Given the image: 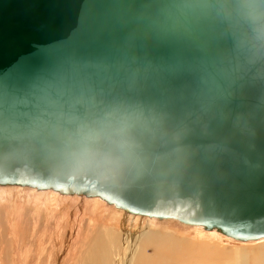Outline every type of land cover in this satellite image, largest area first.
I'll list each match as a JSON object with an SVG mask.
<instances>
[{"label": "water", "instance_id": "water-1", "mask_svg": "<svg viewBox=\"0 0 264 264\" xmlns=\"http://www.w3.org/2000/svg\"><path fill=\"white\" fill-rule=\"evenodd\" d=\"M180 0H0V188L264 240V68Z\"/></svg>", "mask_w": 264, "mask_h": 264}, {"label": "rangeland", "instance_id": "rangeland-1", "mask_svg": "<svg viewBox=\"0 0 264 264\" xmlns=\"http://www.w3.org/2000/svg\"><path fill=\"white\" fill-rule=\"evenodd\" d=\"M3 189L0 188V191L11 192L10 196L13 194L17 201L9 200L12 208L0 201V264H84L87 254L83 251L89 248V244L81 242L90 240L93 233L98 236L103 230L100 225L101 228L115 225L107 217L111 213L116 217L124 214L97 200L62 197L30 189ZM67 200L70 202L66 204ZM64 214L66 218H63ZM89 220L94 221L93 227ZM125 221L121 227L117 224L120 228H111L107 235L112 237L118 258L124 254L122 229L128 230L131 235L145 233L136 249L147 261L145 263L135 256L131 264H248V258L264 249V240L237 243L173 221L157 222L128 215Z\"/></svg>", "mask_w": 264, "mask_h": 264}, {"label": "clouds", "instance_id": "clouds-1", "mask_svg": "<svg viewBox=\"0 0 264 264\" xmlns=\"http://www.w3.org/2000/svg\"><path fill=\"white\" fill-rule=\"evenodd\" d=\"M184 27L214 26L228 42L237 68H264V0H180Z\"/></svg>", "mask_w": 264, "mask_h": 264}, {"label": "bare ground", "instance_id": "bare-ground-1", "mask_svg": "<svg viewBox=\"0 0 264 264\" xmlns=\"http://www.w3.org/2000/svg\"><path fill=\"white\" fill-rule=\"evenodd\" d=\"M5 189V188H4ZM4 189L2 191H4ZM6 190V189H5ZM14 190V189H13ZM10 191V190H8ZM9 193V194H8ZM32 193V192H31ZM39 193V192H38ZM11 192H1L0 191V201H4L7 203V205H11V208H12V203L11 201L9 200H14L15 202V199L17 201V198H13L12 195L10 196ZM22 194V193H21ZM42 193H40L41 195ZM18 195V194H17ZM38 194L37 198H39L40 196ZM50 195V193H49ZM9 196V198H8ZM55 196V195H54ZM13 198V199H10ZM47 197H48V194H47ZM51 197V196H50ZM46 198V197H45ZM58 198V197H57ZM56 199V197H55ZM47 200V198H46ZM1 202V203H2ZM50 203L52 201H49ZM60 201H58L56 199V203L59 204ZM62 202V201H61ZM65 202V201H64ZM63 202V203H64ZM70 202V200H67L66 201V204ZM73 202V201H72ZM71 202V203H72ZM5 203V204H6ZM48 203V206H50L51 204ZM7 205H6V208H7ZM29 207V206H28ZM52 207V205H51ZM2 208V207H1ZM4 208V206H3ZM5 208V209H6ZM49 212V211H48ZM93 214V213H92ZM48 215H51L50 213H48ZM47 215V216H48ZM53 215V213H52ZM51 215V216H52ZM69 215V214H68ZM57 217V216H56ZM111 221L112 223H115V225H109L107 228H101L102 225H98V227L100 229H103V230H100V233L98 234V236H96L94 233L91 235V239L90 240H83L81 243L83 244H89V248L88 249H85V254H87V258L84 259V264H131L132 261L134 260L135 256H137V259L138 260H142L143 262L146 263L147 259H145V256L144 255H141L139 254V249L137 250L136 248L139 246V242H140V237L145 235V233H142L140 235H138L137 233H135L134 235H131L128 233V230H123L121 231L122 235L124 236L123 237V242H122V249L124 250V254L122 253V257H118L116 256V251L115 249L113 248V240H112V237L107 235V232L108 231H111V228H113L114 226H118L117 224H120L119 226L121 227V224L125 221V217H127L126 214H121L120 217H116L115 215H113L111 213V215H108L107 216ZM63 218H66V215L64 214L63 215ZM129 218V217H128ZM72 219V216L70 214L69 216V220ZM153 220V219H152ZM127 221V220H126ZM126 221H125V224H126ZM89 223L90 225L93 227V223L94 221H90L89 220ZM104 223V222H103ZM124 224V225H125ZM118 226V227H119ZM119 227V228H120ZM125 227V226H124ZM125 229V228H124ZM138 229L134 230V231H137ZM93 232V231H92ZM1 235V234H0ZM210 236H214V234L212 235L210 233ZM141 243V242H140ZM90 244L92 245L90 247ZM50 247V246H49ZM92 248V249H91ZM263 248V247H262ZM53 249V248H52ZM54 252V251H53ZM44 254V253H43ZM53 254V253H52ZM51 254V256H52ZM74 254V253H73ZM72 254V255H73ZM257 256V257H256ZM248 264H264V249H261L258 251V253L252 257V258H248ZM151 263V262H150ZM152 264V263H151Z\"/></svg>", "mask_w": 264, "mask_h": 264}]
</instances>
